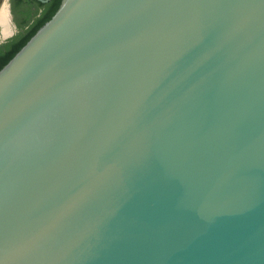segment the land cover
<instances>
[{
    "label": "water",
    "instance_id": "95a60500",
    "mask_svg": "<svg viewBox=\"0 0 264 264\" xmlns=\"http://www.w3.org/2000/svg\"><path fill=\"white\" fill-rule=\"evenodd\" d=\"M0 264H264V0H59L0 68Z\"/></svg>",
    "mask_w": 264,
    "mask_h": 264
},
{
    "label": "flooded vegetation",
    "instance_id": "af4514ba",
    "mask_svg": "<svg viewBox=\"0 0 264 264\" xmlns=\"http://www.w3.org/2000/svg\"><path fill=\"white\" fill-rule=\"evenodd\" d=\"M7 6V17L0 24V58L17 44L18 36H23L32 26L33 22L43 14L49 0L37 5L35 0H0Z\"/></svg>",
    "mask_w": 264,
    "mask_h": 264
},
{
    "label": "trees",
    "instance_id": "16d2710c",
    "mask_svg": "<svg viewBox=\"0 0 264 264\" xmlns=\"http://www.w3.org/2000/svg\"><path fill=\"white\" fill-rule=\"evenodd\" d=\"M37 5H41L39 2H35ZM59 0H49L47 8L44 10L43 14L40 15L29 28V30L23 36H18L17 44L13 45L10 51L6 52L0 58V68L18 51V49L23 46V44L33 35V33L53 14L57 8Z\"/></svg>",
    "mask_w": 264,
    "mask_h": 264
},
{
    "label": "bare ground",
    "instance_id": "6f19581e",
    "mask_svg": "<svg viewBox=\"0 0 264 264\" xmlns=\"http://www.w3.org/2000/svg\"><path fill=\"white\" fill-rule=\"evenodd\" d=\"M4 16H5V12L3 9H1L0 10V24L1 25L3 24V21L5 20Z\"/></svg>",
    "mask_w": 264,
    "mask_h": 264
}]
</instances>
